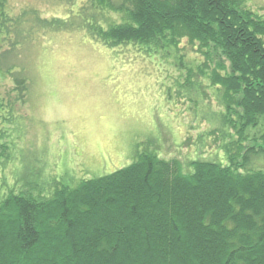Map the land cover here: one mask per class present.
<instances>
[{
  "label": "trees",
  "instance_id": "16d2710c",
  "mask_svg": "<svg viewBox=\"0 0 264 264\" xmlns=\"http://www.w3.org/2000/svg\"><path fill=\"white\" fill-rule=\"evenodd\" d=\"M65 1V18L29 9L32 26L82 30L117 54L133 46L175 66L165 92L205 125L194 150L210 141L216 151L188 156L190 172L145 144L91 178L17 175L16 107L30 81L12 68L0 95V264H264V16L247 0ZM7 2L0 30L13 47L23 28Z\"/></svg>",
  "mask_w": 264,
  "mask_h": 264
},
{
  "label": "rangeland",
  "instance_id": "374dc122",
  "mask_svg": "<svg viewBox=\"0 0 264 264\" xmlns=\"http://www.w3.org/2000/svg\"><path fill=\"white\" fill-rule=\"evenodd\" d=\"M246 5L264 16V0ZM5 9L23 30L11 38L13 47L0 30V95L14 87L12 68L24 69L30 81L25 102L16 107L21 115L15 133L19 151L13 155L17 175L39 169L44 180L66 172L76 180L91 178L129 165L145 144L160 158L179 159L183 172H190L188 156L211 158L216 151L210 141L204 150H194L205 125L196 122L188 100L165 92L170 76L180 75L175 66L133 46L117 54L82 30L32 26L29 9L42 18L68 17L65 0H8ZM211 97L205 103L215 105ZM5 175L12 181L11 166Z\"/></svg>",
  "mask_w": 264,
  "mask_h": 264
}]
</instances>
